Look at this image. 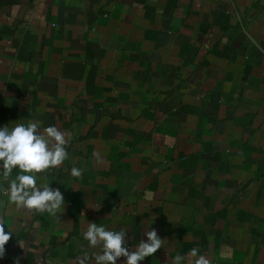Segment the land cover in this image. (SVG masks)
Returning a JSON list of instances; mask_svg holds the SVG:
<instances>
[{
  "label": "crops",
  "instance_id": "1",
  "mask_svg": "<svg viewBox=\"0 0 264 264\" xmlns=\"http://www.w3.org/2000/svg\"><path fill=\"white\" fill-rule=\"evenodd\" d=\"M17 122L70 137L38 178L65 210L0 193V264H95L91 222L130 248L154 228L163 249L140 264L194 247L264 264V0H0V127Z\"/></svg>",
  "mask_w": 264,
  "mask_h": 264
},
{
  "label": "clouds",
  "instance_id": "2",
  "mask_svg": "<svg viewBox=\"0 0 264 264\" xmlns=\"http://www.w3.org/2000/svg\"><path fill=\"white\" fill-rule=\"evenodd\" d=\"M69 143L70 137L54 125L42 127L39 122H17L12 127H0V182L7 181V186L0 183V193L18 209L61 219L60 214L65 210L63 192L52 187L50 179L38 182V178L69 159ZM70 174L78 178L83 169L72 167ZM5 225L0 219V257L13 234L5 231ZM82 235L88 248L99 249L95 264H140L163 249V239L154 228L134 248L129 247L125 230H113L102 223H89ZM199 253L200 249L195 247L185 254L178 252L173 264H211L206 255Z\"/></svg>",
  "mask_w": 264,
  "mask_h": 264
}]
</instances>
